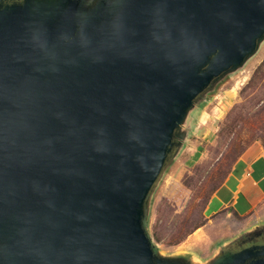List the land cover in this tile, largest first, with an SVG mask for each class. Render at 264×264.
I'll use <instances>...</instances> for the list:
<instances>
[{
	"label": "water",
	"instance_id": "obj_1",
	"mask_svg": "<svg viewBox=\"0 0 264 264\" xmlns=\"http://www.w3.org/2000/svg\"><path fill=\"white\" fill-rule=\"evenodd\" d=\"M263 39L264 0H0V264H199L154 250L149 196ZM243 243L206 264H264Z\"/></svg>",
	"mask_w": 264,
	"mask_h": 264
},
{
	"label": "rangeland",
	"instance_id": "obj_2",
	"mask_svg": "<svg viewBox=\"0 0 264 264\" xmlns=\"http://www.w3.org/2000/svg\"><path fill=\"white\" fill-rule=\"evenodd\" d=\"M196 105L203 121L183 126L189 131L184 145L154 185L143 224L159 255L206 264L217 253L264 233V213L247 218L221 214L205 226L204 212L243 150L253 142L264 147V39L242 66L201 94ZM217 205L214 201L206 213ZM197 226L196 238L189 237Z\"/></svg>",
	"mask_w": 264,
	"mask_h": 264
},
{
	"label": "crops",
	"instance_id": "obj_3",
	"mask_svg": "<svg viewBox=\"0 0 264 264\" xmlns=\"http://www.w3.org/2000/svg\"><path fill=\"white\" fill-rule=\"evenodd\" d=\"M190 118V124H199L204 116L194 110ZM214 201L218 204L216 209L206 213ZM204 212L205 226H209L214 217L221 214L247 218L264 213V147L261 144L253 142L243 150L225 180L212 193ZM196 232L189 237H195Z\"/></svg>",
	"mask_w": 264,
	"mask_h": 264
},
{
	"label": "flooded vegetation",
	"instance_id": "obj_4",
	"mask_svg": "<svg viewBox=\"0 0 264 264\" xmlns=\"http://www.w3.org/2000/svg\"><path fill=\"white\" fill-rule=\"evenodd\" d=\"M264 242V233L261 234L260 236H254V238L252 239V241H250L249 243L246 244H250V243H263Z\"/></svg>",
	"mask_w": 264,
	"mask_h": 264
},
{
	"label": "trees",
	"instance_id": "obj_5",
	"mask_svg": "<svg viewBox=\"0 0 264 264\" xmlns=\"http://www.w3.org/2000/svg\"><path fill=\"white\" fill-rule=\"evenodd\" d=\"M147 227V226H146ZM198 227H200V226H197L196 228H194L191 232H189V234L190 233H192L195 229H197ZM146 232H147V230H146ZM154 246V245H153ZM154 250L156 251V249H155V247H154Z\"/></svg>",
	"mask_w": 264,
	"mask_h": 264
}]
</instances>
